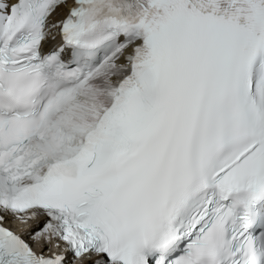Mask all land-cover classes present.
Instances as JSON below:
<instances>
[{
    "label": "snow or ice",
    "instance_id": "obj_1",
    "mask_svg": "<svg viewBox=\"0 0 264 264\" xmlns=\"http://www.w3.org/2000/svg\"><path fill=\"white\" fill-rule=\"evenodd\" d=\"M0 264H264V0H0Z\"/></svg>",
    "mask_w": 264,
    "mask_h": 264
}]
</instances>
